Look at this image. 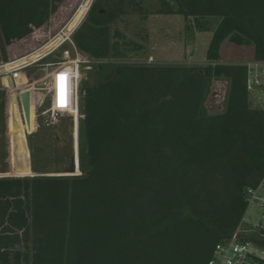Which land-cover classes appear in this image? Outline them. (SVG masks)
I'll list each match as a JSON object with an SVG mask.
<instances>
[{
    "label": "trees",
    "instance_id": "16d2710c",
    "mask_svg": "<svg viewBox=\"0 0 264 264\" xmlns=\"http://www.w3.org/2000/svg\"><path fill=\"white\" fill-rule=\"evenodd\" d=\"M171 1L175 11L163 3L168 15L221 19L208 64L126 65L111 77L119 88L109 84L102 93H90L93 110L110 114L112 108L116 115L117 122L97 123L101 133L113 130L108 143L122 146L119 155L109 153L119 162L115 166L93 162L91 144L89 155H81L80 176H47L35 165L28 138L35 176L0 177V264H207L214 245L237 226L246 210V189L264 175V110L253 107L245 90V66L218 61L224 42L251 46L252 60L264 61V0ZM62 2L0 0L2 47L41 29ZM132 4L113 0L94 11L75 33L78 49L100 61L111 52L116 57L110 26ZM216 78L228 88L223 111L211 115L204 103ZM4 86L3 79V142ZM1 153L0 175L6 173ZM13 160L8 175L27 176Z\"/></svg>",
    "mask_w": 264,
    "mask_h": 264
},
{
    "label": "rangeland",
    "instance_id": "374dc122",
    "mask_svg": "<svg viewBox=\"0 0 264 264\" xmlns=\"http://www.w3.org/2000/svg\"><path fill=\"white\" fill-rule=\"evenodd\" d=\"M93 1L95 2L96 0H63L46 24L37 30L33 36H29L5 48L2 47L0 41V66L30 55L43 47L53 36L60 30L67 28V26H69L68 29L70 30L76 28V33L87 22V18L90 17L91 19L94 11L105 9L113 3V0H111L109 5H98L95 2L88 11ZM133 1L134 4L126 6L122 16L110 26L109 43L117 46L118 54L116 57L113 56L114 52H111L110 57L104 61L89 57L92 62L90 70L85 71L83 74L81 84L83 93L81 94L75 145L76 168H74V120L70 115H59L57 118H52V115L48 112V100L43 92L46 83L45 76L50 71L45 65L59 62L66 63L60 51L42 62L23 70L20 74L24 82L22 88H15L13 91L7 90L6 86L3 88L5 91L6 139L3 142L0 137V156L1 152L5 153L6 173L2 175L11 172L13 159H16L17 164L22 163L24 165L25 155H28V169L26 171L27 175L29 174L32 152L28 149V138L32 141L36 158L35 165H40L41 167L39 168H42L43 172L46 173L45 175L48 176H80L82 174L81 155L84 152L89 155L91 144L92 149H94V153L92 152L94 156L93 162L97 161L106 166L117 165L119 162L112 158L109 153L116 151V154L119 155L122 146L108 143L110 137L114 135L113 130L103 129L101 133L97 128V123L101 120L117 122L116 115L110 107V114L103 112V115L102 111L93 110L94 105L89 102L90 93H102L109 84L111 88H119V84L110 83L112 81L111 77H118L120 68L126 65H164L191 68L208 64L206 59L207 50L212 35L220 23V18L212 17L204 20H194L190 18L184 19L182 16L172 13L168 15L165 13L166 9L163 7V3L169 4L170 8L175 11V5L171 0ZM85 13L87 14L85 15ZM87 23L90 22L88 21ZM75 33L72 37L74 42ZM116 33H119L120 36L114 37ZM50 48L51 46H47L45 50L47 51ZM41 51L33 53L31 57L25 58L18 63L14 62L15 64L7 65L3 69L0 68V72L5 71V69L11 71L34 60ZM81 53L87 55L83 52ZM252 61L251 46L238 47L232 43L224 42L218 63L244 66ZM92 70H95V74L91 72ZM3 79V76L0 75V81ZM227 88L228 83L224 79L216 78L212 81L210 92L204 103L209 114L216 115L223 111ZM25 89H29L33 93V100L30 108V124L25 125L23 118L21 121L24 136L22 138L18 133L13 136V132H18V130L16 123H14L8 95L14 94L15 96ZM93 98L95 103V97ZM249 98L253 107L261 109L264 103V86L249 95ZM86 120L89 122L87 127L84 126ZM45 121H52V124L46 126ZM63 128L64 130L66 129V136H63ZM26 129L30 132L28 133ZM22 139H24L25 148L21 144ZM70 158L72 159V173L68 171L71 164ZM17 170L20 171V166ZM0 171L2 170L0 169ZM74 172H79V174ZM30 173L32 174V171ZM18 174L22 175L21 172ZM261 215L262 211L252 206L248 209L246 218L252 224H259Z\"/></svg>",
    "mask_w": 264,
    "mask_h": 264
},
{
    "label": "built area",
    "instance_id": "2783aa9c",
    "mask_svg": "<svg viewBox=\"0 0 264 264\" xmlns=\"http://www.w3.org/2000/svg\"><path fill=\"white\" fill-rule=\"evenodd\" d=\"M68 28L69 26L60 30L43 47L33 52L42 50L37 58L11 71L5 69L0 72V75L4 79L10 77L13 87H16L15 81L23 70L61 51L66 63L45 65L50 71L45 76L46 83L43 92L48 100V112L52 118H57L59 115H70L74 120V168H76L75 145L81 94L83 93L81 84L83 74L90 70L92 62L89 56L80 52L72 38L76 28L72 30ZM47 46L51 48L46 51ZM12 63L13 61L1 65L0 68L3 69ZM244 66L246 68L245 90L251 95L264 86V61L253 60ZM261 109H264V103ZM51 124L52 121H45L46 126ZM244 202L246 210L242 218L232 233L214 245L207 264H264V175L256 186L246 189ZM252 206L262 211L259 224H252L246 218L248 209Z\"/></svg>",
    "mask_w": 264,
    "mask_h": 264
},
{
    "label": "water",
    "instance_id": "95a60500",
    "mask_svg": "<svg viewBox=\"0 0 264 264\" xmlns=\"http://www.w3.org/2000/svg\"><path fill=\"white\" fill-rule=\"evenodd\" d=\"M5 83H6V89L11 90V91H13L15 88H22L24 86L22 75H19L18 78L16 79L15 81L16 87H13L10 77L5 78ZM14 99H15L16 108L19 114L20 121H22V118H23L25 125H29L30 124V108L32 104L31 91L29 89H25L21 91L20 93H18L17 95H15ZM26 130L28 133L30 132L28 131V129ZM17 133L18 132L14 131L13 136H15ZM25 143H26V138H25ZM26 147H27V143H26ZM33 176L35 175H32L30 173V166H29V174L27 176H9L8 174H4L0 177L20 178V177H33ZM17 249H19V246H17Z\"/></svg>",
    "mask_w": 264,
    "mask_h": 264
},
{
    "label": "bare ground",
    "instance_id": "6f19581e",
    "mask_svg": "<svg viewBox=\"0 0 264 264\" xmlns=\"http://www.w3.org/2000/svg\"><path fill=\"white\" fill-rule=\"evenodd\" d=\"M85 15H86V13H85ZM85 17V16H84ZM33 54H31V55H27V56H25V57H23V58H20V59H18V60H15L14 62L15 63H18V62H20V61H22L23 59H25V58H29V57H31ZM13 62V63H14ZM12 63V64H13ZM14 63V64H15ZM15 96H13L11 99H10V102H9V104H10V106H11V109H12V113H13V119H14V123H16V126H17V130H18V135L19 136H21L22 138H24V136H23V129H22V122L20 121V118H19V114H18V112H17V108H16V103H15ZM24 139H22L21 140V144H22V146H23V148H25V145H24V141H23ZM25 150V149H24ZM19 166H20V171H23V170H27L28 169V155H25L24 156V165L21 163V164H19Z\"/></svg>",
    "mask_w": 264,
    "mask_h": 264
},
{
    "label": "crops",
    "instance_id": "0c3cea01",
    "mask_svg": "<svg viewBox=\"0 0 264 264\" xmlns=\"http://www.w3.org/2000/svg\"><path fill=\"white\" fill-rule=\"evenodd\" d=\"M37 31H35L33 34H31L30 36H33L35 33H36ZM29 37V36H28ZM27 38V37H26ZM25 38V39H26ZM36 43V42H35ZM20 93V92H19ZM32 93V92H31ZM31 100H33V93H32V99Z\"/></svg>",
    "mask_w": 264,
    "mask_h": 264
}]
</instances>
